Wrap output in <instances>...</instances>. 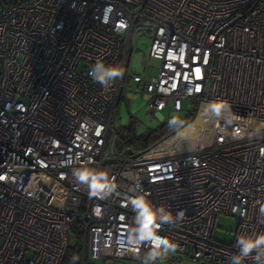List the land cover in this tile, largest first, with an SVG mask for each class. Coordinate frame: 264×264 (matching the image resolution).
Instances as JSON below:
<instances>
[{
  "label": "built area",
  "instance_id": "1",
  "mask_svg": "<svg viewBox=\"0 0 264 264\" xmlns=\"http://www.w3.org/2000/svg\"><path fill=\"white\" fill-rule=\"evenodd\" d=\"M145 29L157 71L131 76L149 111L179 116L194 100L200 123L118 152V100ZM97 59L123 79L94 83ZM215 100L237 115L210 118L201 106ZM82 166L107 170L116 191L92 195L73 174ZM0 177V264H61L73 230L82 264H141L148 245L128 241L137 192L183 209L159 231L177 252L230 264L240 232H264V0H0ZM220 214L235 220L227 242L212 237Z\"/></svg>",
  "mask_w": 264,
  "mask_h": 264
},
{
  "label": "clouds",
  "instance_id": "2",
  "mask_svg": "<svg viewBox=\"0 0 264 264\" xmlns=\"http://www.w3.org/2000/svg\"><path fill=\"white\" fill-rule=\"evenodd\" d=\"M89 75L94 83L102 88L110 87L116 80L123 79L125 69L120 65H106L102 59H97ZM203 110L210 118H225V113L233 116L232 105L225 100H215L206 103ZM179 121L175 118L169 120L170 126L176 127ZM75 177L88 185L90 193L94 196L107 197L114 193L117 185L114 178L109 176L107 170L88 167H79L73 170ZM130 205L134 212L132 226L129 229L128 241L132 249L148 245L149 250L141 260V264H156L157 260L166 258L170 253L178 250V244L171 238L159 235L164 224H172L184 217L183 209L173 214L170 207L161 204L156 206L148 195L137 192L130 198ZM260 216L264 217V207L260 208ZM264 223V220H261ZM235 247L238 251L232 255L230 264H245L252 260L253 264H264V232H240L235 238ZM78 257L73 256L71 264H76Z\"/></svg>",
  "mask_w": 264,
  "mask_h": 264
},
{
  "label": "rangeland",
  "instance_id": "3",
  "mask_svg": "<svg viewBox=\"0 0 264 264\" xmlns=\"http://www.w3.org/2000/svg\"><path fill=\"white\" fill-rule=\"evenodd\" d=\"M152 35L151 30H141L138 34V43L131 58L130 72L124 77L121 88V99L119 100L115 118V124L119 127L128 125L129 122H135V131L137 134L154 129L162 122L173 119L170 114V106L165 108L160 114H152L149 111V102L145 100V90L141 84L132 80L133 74L146 76L147 78L154 76L157 71L159 62L147 56L149 49V36ZM182 111L177 119L184 120L188 114H194L196 102L191 101L188 105L186 100L181 102ZM188 106L190 110H188ZM164 119V120H163ZM192 121V120H191ZM190 121V122H191ZM186 125V124H185ZM183 128V127H182ZM235 225L233 217H225L219 215L215 219L214 229L212 231L213 239L220 242H227L231 237V231ZM78 242L77 236L74 232L69 233V243L76 245ZM168 258H175V264H205L200 261L192 260L184 257L179 252L170 253ZM171 263V261H170ZM89 264H138L131 259H107L91 260Z\"/></svg>",
  "mask_w": 264,
  "mask_h": 264
},
{
  "label": "trees",
  "instance_id": "4",
  "mask_svg": "<svg viewBox=\"0 0 264 264\" xmlns=\"http://www.w3.org/2000/svg\"><path fill=\"white\" fill-rule=\"evenodd\" d=\"M121 99V93L119 100ZM118 100V103H119ZM118 106V105H117ZM194 114H188L184 120L179 121V125L176 127L170 126L169 121L162 122L154 129L137 134L135 131V122H129L128 125H122L118 127V140L115 146V150L118 152L124 150H130L134 152H140L148 149L165 136L173 133L182 128L186 123L190 122ZM77 236V244L71 245L68 243L66 252L61 264H71L73 256L78 257L76 264H82V252H83V238L78 234L77 230H73Z\"/></svg>",
  "mask_w": 264,
  "mask_h": 264
},
{
  "label": "bare ground",
  "instance_id": "5",
  "mask_svg": "<svg viewBox=\"0 0 264 264\" xmlns=\"http://www.w3.org/2000/svg\"><path fill=\"white\" fill-rule=\"evenodd\" d=\"M203 106H201V109H203ZM200 120H199V115H197L191 122L186 124L183 128H181L176 136L179 138H185V137H191L196 134V130L199 126Z\"/></svg>",
  "mask_w": 264,
  "mask_h": 264
},
{
  "label": "water",
  "instance_id": "6",
  "mask_svg": "<svg viewBox=\"0 0 264 264\" xmlns=\"http://www.w3.org/2000/svg\"><path fill=\"white\" fill-rule=\"evenodd\" d=\"M171 117L172 118H178L179 116H178V114H176V115H171Z\"/></svg>",
  "mask_w": 264,
  "mask_h": 264
},
{
  "label": "crops",
  "instance_id": "7",
  "mask_svg": "<svg viewBox=\"0 0 264 264\" xmlns=\"http://www.w3.org/2000/svg\"><path fill=\"white\" fill-rule=\"evenodd\" d=\"M115 260H119V259H115ZM166 264H171V263H166Z\"/></svg>",
  "mask_w": 264,
  "mask_h": 264
},
{
  "label": "snow or ice",
  "instance_id": "8",
  "mask_svg": "<svg viewBox=\"0 0 264 264\" xmlns=\"http://www.w3.org/2000/svg\"><path fill=\"white\" fill-rule=\"evenodd\" d=\"M0 179H2V177H0Z\"/></svg>",
  "mask_w": 264,
  "mask_h": 264
}]
</instances>
